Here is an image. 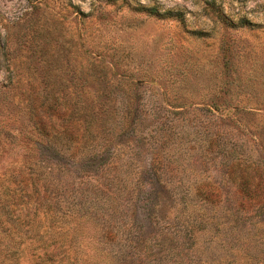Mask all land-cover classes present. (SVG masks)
Returning <instances> with one entry per match:
<instances>
[{
	"label": "rangeland",
	"instance_id": "374dc122",
	"mask_svg": "<svg viewBox=\"0 0 264 264\" xmlns=\"http://www.w3.org/2000/svg\"><path fill=\"white\" fill-rule=\"evenodd\" d=\"M0 145L18 264H264V0H0Z\"/></svg>",
	"mask_w": 264,
	"mask_h": 264
},
{
	"label": "trees",
	"instance_id": "16d2710c",
	"mask_svg": "<svg viewBox=\"0 0 264 264\" xmlns=\"http://www.w3.org/2000/svg\"><path fill=\"white\" fill-rule=\"evenodd\" d=\"M105 4H108L105 2ZM123 7L127 8L129 11L141 13L145 16L155 18L157 20L162 19H171L176 21H181L182 15L180 11H176L173 8H166L164 9L161 5L155 3H147V4H140L139 2H123ZM120 4V5H121ZM99 9V8H98ZM97 9V10H98ZM215 21H219L225 28H233V27H241L244 25L243 18H237L236 22H232V19H229L227 15H219L218 17L214 18ZM43 142H21L20 144H14L13 146L6 148L4 156H2V161H6L7 157L10 156L11 158L18 157V152H22L24 155L22 158L24 161L26 159H30V156L38 155L40 150L43 147H40ZM4 146L0 145V148L3 149ZM20 155V154H19ZM35 157V156H34ZM21 158V159H22ZM39 159V158H37ZM11 161V160H9ZM8 161V162H9ZM8 162H0V181L9 182L12 184V187L6 186L5 191H8V195L3 197V193L0 192V240L3 241L4 237L11 236L14 232V225L18 226H25L26 222L34 216L31 212H25L22 216H15L10 211L13 212L14 210H22L24 202L18 199L17 193H21V188L24 187L22 184V179L15 177L11 170H15L17 174L21 172L24 167V164L17 165L16 160H12L14 165L13 168L9 169L7 167ZM28 166V164H27ZM33 178V179H31ZM31 180L38 182L39 178L36 175L31 174ZM29 180V179H27ZM36 188V187H35ZM37 190V189H36ZM11 222V223H10ZM16 230L15 232H17ZM10 238V237H9ZM12 244H4L0 245V264H18L19 260L17 257L13 256V249H11ZM52 246L51 244H46L44 247Z\"/></svg>",
	"mask_w": 264,
	"mask_h": 264
}]
</instances>
